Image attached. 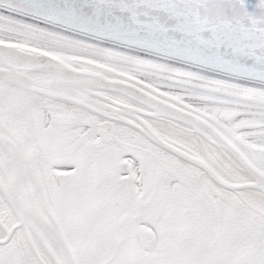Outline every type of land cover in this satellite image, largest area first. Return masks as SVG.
I'll use <instances>...</instances> for the list:
<instances>
[{
    "label": "snow or ice",
    "instance_id": "6c2138e0",
    "mask_svg": "<svg viewBox=\"0 0 264 264\" xmlns=\"http://www.w3.org/2000/svg\"><path fill=\"white\" fill-rule=\"evenodd\" d=\"M0 264H264V0H0Z\"/></svg>",
    "mask_w": 264,
    "mask_h": 264
}]
</instances>
